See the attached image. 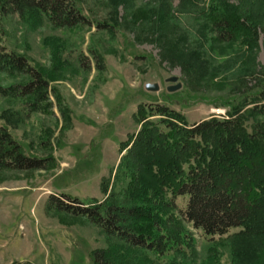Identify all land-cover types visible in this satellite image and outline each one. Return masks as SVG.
<instances>
[{
	"label": "trees",
	"instance_id": "1",
	"mask_svg": "<svg viewBox=\"0 0 264 264\" xmlns=\"http://www.w3.org/2000/svg\"><path fill=\"white\" fill-rule=\"evenodd\" d=\"M124 1L110 0L114 5ZM171 1H158L146 32L170 57L165 56L167 61L199 65L194 47L189 49L178 38L175 44L168 37V21L177 13ZM188 1L179 0L178 6ZM247 1L242 5L210 0L202 9L198 31L211 48L239 43L250 53L257 47L264 32V0ZM0 9L63 29L89 25L74 0H0ZM93 58L102 69L101 56L96 53ZM80 64L87 68L83 58ZM221 66L226 67V62L213 69L224 70ZM60 69L58 62L53 70L43 72L25 56L0 45V73L16 79L0 85V99L19 103L18 110H3L0 115L4 119L0 171L53 166L50 154L43 158L27 154L9 128L34 113L53 116L54 107L69 120L68 107L51 85ZM259 72L262 78L244 62L234 73L239 87L220 104L225 112L199 122L190 123L168 100L149 96L131 114L137 129L118 142L120 157L112 179L100 183L102 199L84 202L64 193L49 196L48 207L56 213L84 219L111 241L90 252L92 264H195L187 260L195 250L188 226L209 242L228 234L235 264H264V68ZM48 141H40L44 149L49 148Z\"/></svg>",
	"mask_w": 264,
	"mask_h": 264
},
{
	"label": "rangeland",
	"instance_id": "2",
	"mask_svg": "<svg viewBox=\"0 0 264 264\" xmlns=\"http://www.w3.org/2000/svg\"><path fill=\"white\" fill-rule=\"evenodd\" d=\"M74 1L89 25L63 29L0 9V45L25 56L43 72L59 62L62 69L53 74L51 85L70 111L66 121L54 107L53 116L34 113L9 128L27 154L40 158L50 154L54 162L44 170L0 171V264H92L90 252L111 241L84 219L56 213L48 207L49 196L64 193L84 202L102 199L100 183L112 179L120 157L118 142L137 129L131 114L149 96L168 100L193 123L225 112L220 104L239 87L234 73L244 62L258 70L255 76L263 77L259 71L264 68V32L257 47L247 53L248 48L239 43L211 48L198 31L201 12L210 0H190L180 6L179 0L171 1L177 13L168 21V37L198 51L199 65L189 66L167 61L170 57L146 32L147 19L158 10L159 0H125L117 5L110 0ZM98 23L107 27L98 28ZM96 53L102 58V69L93 58ZM222 62L227 64L221 66L224 70L213 69ZM15 81L0 73L1 86ZM247 83L252 85L253 79ZM146 84L158 88L147 90ZM170 86L178 87L169 90ZM18 107V102L0 99V115ZM46 138L50 144L44 149L40 141ZM187 231L195 245L188 261L235 264L228 234L209 242L190 226Z\"/></svg>",
	"mask_w": 264,
	"mask_h": 264
},
{
	"label": "water",
	"instance_id": "3",
	"mask_svg": "<svg viewBox=\"0 0 264 264\" xmlns=\"http://www.w3.org/2000/svg\"><path fill=\"white\" fill-rule=\"evenodd\" d=\"M178 86H170L169 87V90H174V89H176ZM145 88L147 89V90H157V85L156 84H146L145 85Z\"/></svg>",
	"mask_w": 264,
	"mask_h": 264
}]
</instances>
